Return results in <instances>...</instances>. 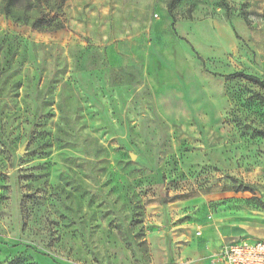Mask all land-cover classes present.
<instances>
[{"label":"rangeland","instance_id":"obj_1","mask_svg":"<svg viewBox=\"0 0 264 264\" xmlns=\"http://www.w3.org/2000/svg\"><path fill=\"white\" fill-rule=\"evenodd\" d=\"M240 71L264 0H0V264H224L264 210Z\"/></svg>","mask_w":264,"mask_h":264},{"label":"built area","instance_id":"obj_2","mask_svg":"<svg viewBox=\"0 0 264 264\" xmlns=\"http://www.w3.org/2000/svg\"><path fill=\"white\" fill-rule=\"evenodd\" d=\"M218 255L224 264H264V238L231 240L223 243Z\"/></svg>","mask_w":264,"mask_h":264},{"label":"crops","instance_id":"obj_3","mask_svg":"<svg viewBox=\"0 0 264 264\" xmlns=\"http://www.w3.org/2000/svg\"><path fill=\"white\" fill-rule=\"evenodd\" d=\"M241 196H243L242 193ZM261 198L264 201V192H262ZM254 211L255 214H260L258 216L256 215L257 217H255V219L248 218L250 216V213H248L247 217L244 218L245 220H247L246 222L234 226L229 225V227L220 230L221 233L220 232L219 233L221 235L220 236L216 235V237H214L213 239L214 240L213 245L215 247L212 249L214 250L213 255H217V253L219 254V251L223 245L222 243L226 240L235 239V238L239 239L244 237H248L245 239H251V240L264 238V210L263 211L254 210ZM218 228L220 229V226H218ZM213 263L215 262L213 261Z\"/></svg>","mask_w":264,"mask_h":264},{"label":"trees","instance_id":"obj_4","mask_svg":"<svg viewBox=\"0 0 264 264\" xmlns=\"http://www.w3.org/2000/svg\"><path fill=\"white\" fill-rule=\"evenodd\" d=\"M201 58V57H199ZM227 78H236V77H243V78H246V79H249L251 81H255V82H259L260 84L264 85V81H261L259 78L253 76V75H248L244 72H236L234 74H230V75H227L226 76Z\"/></svg>","mask_w":264,"mask_h":264},{"label":"water","instance_id":"obj_5","mask_svg":"<svg viewBox=\"0 0 264 264\" xmlns=\"http://www.w3.org/2000/svg\"><path fill=\"white\" fill-rule=\"evenodd\" d=\"M21 153H23V150H21ZM133 157H135V155H133Z\"/></svg>","mask_w":264,"mask_h":264}]
</instances>
